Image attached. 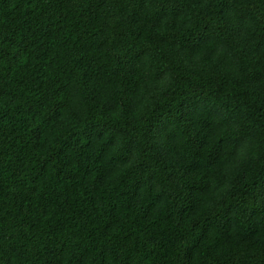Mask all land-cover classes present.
I'll return each mask as SVG.
<instances>
[{
	"label": "trees",
	"instance_id": "16d2710c",
	"mask_svg": "<svg viewBox=\"0 0 264 264\" xmlns=\"http://www.w3.org/2000/svg\"><path fill=\"white\" fill-rule=\"evenodd\" d=\"M0 264H264V0H0Z\"/></svg>",
	"mask_w": 264,
	"mask_h": 264
}]
</instances>
